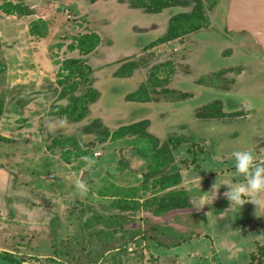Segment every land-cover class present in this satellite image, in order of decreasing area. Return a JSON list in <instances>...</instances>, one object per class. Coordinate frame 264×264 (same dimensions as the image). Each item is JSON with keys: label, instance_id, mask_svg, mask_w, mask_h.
Wrapping results in <instances>:
<instances>
[{"label": "rangeland", "instance_id": "rangeland-1", "mask_svg": "<svg viewBox=\"0 0 264 264\" xmlns=\"http://www.w3.org/2000/svg\"><path fill=\"white\" fill-rule=\"evenodd\" d=\"M186 2L181 12L191 9ZM15 4L31 14H19ZM145 6L146 0H0V253L24 264L264 262V192L253 197L258 205L246 201L225 215L227 186L219 187L244 183L233 150H250L264 162V70L244 55L237 37L229 43L222 36L224 5L204 9L203 22L181 23L170 39L163 38L172 8L157 16L165 24H151ZM202 26L207 41L191 37ZM131 28L141 30L133 36ZM87 37L96 46L84 53L80 40ZM147 42L152 45L142 47ZM67 58H83L86 74L67 73ZM88 84L97 93L74 122L81 105L73 108L69 97L91 96ZM217 96L221 117L202 115ZM240 98L250 103L246 118L227 112L240 107ZM141 119L158 140L181 139L171 150L177 185L155 184L170 164L150 171L161 157L151 143L136 135L111 138L120 125ZM90 125L107 128L109 137L99 140ZM69 138L81 148L92 138V147L67 163L60 153L77 147ZM77 180L85 182L86 195L74 188ZM214 183L216 197L197 211L194 205L210 198L202 191ZM174 189L188 197L187 205L157 211L153 198ZM148 228L155 240L143 236ZM0 264L16 263L0 257Z\"/></svg>", "mask_w": 264, "mask_h": 264}, {"label": "trees", "instance_id": "trees-1", "mask_svg": "<svg viewBox=\"0 0 264 264\" xmlns=\"http://www.w3.org/2000/svg\"><path fill=\"white\" fill-rule=\"evenodd\" d=\"M173 1L174 0H155V3H153L152 6L155 10H160L162 7L167 6L169 3L170 4L173 3ZM152 6H151V8H152ZM14 7L16 8L17 11H19L18 12L19 14H21L22 10H23V12L28 13V8L23 7L20 4H17V5L15 4ZM197 9H198V11H200L199 6ZM28 14H31V13H28ZM176 17L177 16H175V17H173V19H171L170 27H169L168 31L166 32L163 39H170L177 34L176 31H177L178 27H181V23H183V21H181V22L175 21ZM33 21H35V19ZM39 22H41V20ZM29 32L33 33V34L35 33L33 25L29 26ZM38 35L39 36L44 35V30L43 29H42V31L40 30L38 32ZM90 37H87L88 40L86 38L85 39L82 38L80 40L81 42H80L79 49L81 52L87 53L88 51H91L90 49H92V46H94V45L96 46L95 38L92 39ZM83 40H87V42L89 41L88 42L89 47L86 46V44H85L86 41H83ZM151 45H152V43H151ZM82 60H83V58H80V59L79 58H67L65 60V65L63 67L65 68V70L68 71L67 73H69V74L79 73L82 76V74H86L85 73L86 71H84V67H86V64L84 62L85 60H83V61ZM129 68L131 69V67H129ZM61 72L62 71H60V73ZM64 76H65V78H67L66 75H64ZM89 82H92V81L89 80ZM67 87H68L69 91H73V89L75 88V83L67 84ZM87 87H89V90L87 92H89V94L91 96L87 95L84 97V95H85L84 94L83 100L77 94H73L69 97V100L71 101L70 104L73 105L72 106L73 108L75 107V105H81L80 112L77 114V116L72 117V121H74V122L79 121L86 116V111L88 109V106L86 105V103L89 101L88 98L89 97H90V99L93 98V96L97 93L96 90L90 86V84H88ZM136 92L137 91H135V94H136ZM60 95L61 96L64 95V91L61 92ZM143 97L145 100L147 99V96L144 94H143ZM144 99H143V101H144ZM219 99L220 98H215L213 100V102H211V103H213L212 106H211V104L205 103L206 106L209 105L208 106L209 110L207 112H204L202 115L210 117V118L221 117V114L223 113V109H222L223 103ZM134 100H136V99H134ZM210 101H212V100H210ZM2 106H3L2 100H0V115H1ZM204 109H203V111H204ZM60 111H62L63 113L66 112V110H64L62 108L60 109ZM148 125H149L148 119H141V120H138L135 122H130L128 124L120 125L117 128V130L114 131V133H113L114 136L111 138L120 137V136H123L125 134L129 135V136L136 135L141 140H145L148 143H151V149L153 150V153L155 152V153L159 154L161 157H160V159L158 158V160H156V161H159V163L152 165V168L149 167V169H152L150 171L151 172H155V171L157 172L162 166H166L167 163L170 164V168H168V170H167L168 172L165 173L163 176L158 177L159 179L155 181V184H157L159 187H163L164 189L173 187L179 183L180 174L178 172V166L173 162V158L171 156V152H172L171 150L174 148H177L180 145L181 139L179 137L169 136V137L164 138L162 141H160V140H158L157 137H155L151 133H149V131L147 130ZM89 128L92 129L91 131L93 133L96 131L98 133V135H100V138H98V135L96 136L99 140H105L110 135L109 130L105 127L102 128V130H100V131L98 130V127L95 128V126L90 125ZM69 139L77 147H76V152H68L66 150V151L60 153L62 158L64 159V161L67 163H70L72 160H75L78 157H83V156L87 155V153H88L87 149L92 147V141H91L92 138L87 139V141L82 144L83 148H81L78 144H76L73 138H69ZM52 141H53L52 145H55L57 140L54 138ZM157 166H158V168H157ZM144 176L145 175H143V177ZM142 183H144V181H142ZM116 191L121 192V191H125V189L116 187ZM153 201H155V203L157 204L156 210L162 211L163 209H166L169 207L170 208H183L185 206V204L187 205V203H188V197H185V198L181 197L180 190L174 189L171 192H168V193L162 195L161 197L155 196L153 198ZM109 225H110V223H109ZM151 228L153 230L155 228V226H151ZM136 233H138V231ZM142 233H143L144 237H147L148 239H154L155 240V238H154L155 235L150 234L149 228L147 230L146 229L143 230ZM0 257L12 260L16 264H24L22 259L13 257V256L8 255L6 253H0ZM255 263L256 264H264V262L261 261L260 259H257V261Z\"/></svg>", "mask_w": 264, "mask_h": 264}, {"label": "flooded vegetation", "instance_id": "flooded-vegetation-1", "mask_svg": "<svg viewBox=\"0 0 264 264\" xmlns=\"http://www.w3.org/2000/svg\"><path fill=\"white\" fill-rule=\"evenodd\" d=\"M191 1H192L191 2L192 3L191 9L188 11H182L181 12V9H179V8H181L180 6L182 3H184V5L187 3L186 0H174L173 3H171V4L169 3L167 6L162 7L160 10H155L153 8L152 5H153V3H155V0H146L145 16L150 18L149 20H147V22H150L151 24H155V23H158V24L164 23L165 24V22L167 21L166 17H164L165 19H162L160 21H157V19H158V17H162V14H164V12L166 10H169L171 8H172V11L174 13L171 16H168L169 21H171V19H173V17L177 16L175 18V21H177V22H181V21H183V22L195 21L196 22L197 20H199L200 22H203L204 20H206V15L204 13V9L210 8L211 6H213V4L215 6L224 5L225 11H224V15H223V28H224L223 30L226 31V34L222 33V36L227 38L229 43H232L233 42L232 40L237 37V40L239 41L240 45L243 47V49L245 51L244 55H250L253 60H256L255 58H257L259 65H261L260 68L264 70V53H263V50L261 49V47L258 44L255 43V41L252 39V37L246 31H241V32L227 31L226 26H225V16H226L229 0H191ZM151 6H152V8H151ZM198 6L200 7V11H198V9H197ZM176 9H178L179 12H176ZM144 23H146V22H144ZM140 30L138 29L136 31L139 32ZM133 31H134V29L131 28V32H132L133 36H135L134 34H138L137 32L134 33ZM202 31H203V26L200 28V31H198L199 34L196 32V30L193 31L192 33L190 32L191 37H194L195 40L200 39V40H206L207 41L209 38H208V36L204 37L202 34ZM142 32H143V34H147V35H148V33H150V35H154V34L157 35L153 29L152 30L151 29H148V30L144 29ZM211 33H214V32H211ZM197 34L199 35V37L197 36ZM215 34L218 35L217 32ZM231 34H233L235 37L230 36ZM155 35L153 37H155ZM219 38L221 39V35L219 36ZM137 40L142 41V38H140V37L135 38V39H133L132 43H134V41L137 42ZM154 40H151V41L155 42ZM151 43L147 42L142 47L150 45ZM136 46H138V45H136ZM226 59H228V58L226 57ZM240 60H243V59L239 58L235 61V63L240 61ZM226 62H227V60H226ZM216 98H221V97L217 96ZM223 105H224V103H223ZM225 105H227V104H225ZM237 105H239L240 107L239 108H237V107L229 108L231 110H229L227 112L230 114H236V116L241 117V118H243V117L246 118L248 116V114L245 115L246 107L250 108V103L245 98H240V100L237 101ZM223 107H222V109H223Z\"/></svg>", "mask_w": 264, "mask_h": 264}, {"label": "clouds", "instance_id": "clouds-1", "mask_svg": "<svg viewBox=\"0 0 264 264\" xmlns=\"http://www.w3.org/2000/svg\"><path fill=\"white\" fill-rule=\"evenodd\" d=\"M231 157L234 161L235 173L244 177V183L236 187H233L228 182H222L219 185V187L221 185L227 186V191L223 193V196L228 201V208L222 211L225 212V215L227 213L235 214L237 209L246 201H252L258 205V201L253 197L258 193L264 192V162L258 161L254 153L250 150H233ZM93 163L94 161L89 160L86 166L90 167ZM214 185L215 183L211 191H202L207 192L210 198H202L199 204L194 205L197 211H199L203 205L211 204L216 197L219 187H215ZM74 188L80 196L86 195L88 191L85 182L82 180L75 181Z\"/></svg>", "mask_w": 264, "mask_h": 264}, {"label": "water", "instance_id": "water-1", "mask_svg": "<svg viewBox=\"0 0 264 264\" xmlns=\"http://www.w3.org/2000/svg\"><path fill=\"white\" fill-rule=\"evenodd\" d=\"M227 31H246L264 52V0H229Z\"/></svg>", "mask_w": 264, "mask_h": 264}]
</instances>
